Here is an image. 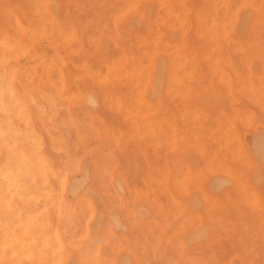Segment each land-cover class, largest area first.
Returning <instances> with one entry per match:
<instances>
[{
    "label": "bare ground",
    "instance_id": "6f19581e",
    "mask_svg": "<svg viewBox=\"0 0 264 264\" xmlns=\"http://www.w3.org/2000/svg\"><path fill=\"white\" fill-rule=\"evenodd\" d=\"M96 1L53 54L0 10V264H264V0Z\"/></svg>",
    "mask_w": 264,
    "mask_h": 264
},
{
    "label": "rangeland",
    "instance_id": "374dc122",
    "mask_svg": "<svg viewBox=\"0 0 264 264\" xmlns=\"http://www.w3.org/2000/svg\"><path fill=\"white\" fill-rule=\"evenodd\" d=\"M22 1V0H21ZM21 1L20 0H11V2L9 3V0H0V10H4L5 9V11H7V12H9V19H10V21H11V23H12V25L13 26H17V27H19V25H21L22 27H23V30L24 29H28V28H31V29H33V28H36L37 29V32H36V37H37V41H36V45H35V49H38V50H40V49H42L43 48V51L45 52V53H48V54H53V50H54V45H52V46H49V39L51 40L52 38H54V36H55V31H57L59 28L60 29H62V31L65 33H68V31H67V25H68V23H66V25H65V27L63 26V24H65L64 22L66 21L65 19H67L68 18V22L70 23L71 21L69 20V19H71L72 20V24L73 23H75V19L74 18H76L77 17V15H76V17H74L71 13V10H73L72 8H74L75 6H77V7H80V8H75L76 10H78V9H80V10H83L82 12H80L79 14H78V16H79V18H77L78 19V21H76V23L75 24H78V22H79V24H82L87 30L90 28L89 27V25H91V24H93V26H94V24H95V26L94 27H96L97 25V22H103V21H101V20H103L102 18V16H100L99 14H96V13H101V12H99V9H97L98 11L97 12H95V13H93V8H89L88 9V7H90L92 4H96V3H98L96 0H93V1H95V2H93L92 3V1L91 0H82L83 2H81V0H78V1H76V0H73V3H75V4H73L72 3V1L70 0H68V2H69V4H73V6H72V8H70V5L69 4H67V3H65L66 4V6H65V4H64V6L66 7V9H65V7L63 6V4H62V7H64V9L66 10V14L64 13L65 11L63 10V8H61L60 6H61V1L62 0H59L60 1V3H59V1H58V3L60 4L59 5V7L57 6L58 4L56 3V8H57V11L59 12L57 15L59 16V17H63L62 18V20H58V21H54V19L57 17V15H55L54 14V12L53 13H51V17L49 18V11H50V8L48 7V5H49V2H50V0H25V1H22V3H26V1L28 2V1H30V2H32L36 7H35V11H31V14H32V16H33V22H30V23H28V22H26L25 20H23L22 18H20V12L18 13V11H19V6H22L23 4L21 3ZM64 1V0H63ZM91 1V4H90V6H85L84 5V3H86L87 2V4L89 5V2ZM114 1V0H113ZM77 2H80V3H82V5L80 4H78ZM78 5H77V4ZM9 4V5H8ZM51 5L52 4H54L53 2H51L50 3ZM86 4V5H87ZM26 5H29V3H27ZM50 5V6H51ZM83 5L85 6V7H87L86 9H88L89 10V12H87V13H89V15L86 13V10L84 11V9H82L83 8ZM30 6V5H29ZM98 6H99V3H98ZM101 6V5H100ZM9 7V8H8ZM92 7H94L93 5H92ZM95 7H97V5L95 6ZM53 8H54V10H55V5L53 6ZM61 8V9H60ZM13 9V10H12ZM51 9H52V7H51ZM91 9V10H90ZM18 10V11H17ZM64 11L63 13H62V11ZM71 12L69 15H68V13H69V11ZM87 10V11H88ZM95 11H96V9H94ZM74 12V11H73ZM76 12V11H75ZM74 12V13H75ZM85 14H84V13ZM83 13V14H82ZM28 13L26 12V15H27ZM91 14V15H90ZM94 14H96V16H93ZM2 16H3V21L5 22V15H3V14H1ZM29 15V14H28ZM68 17H67V16ZM70 15H72V16H70ZM98 15V16H97ZM64 16H66V18L64 17ZM70 16V17H69ZM89 16H91V18H93V20H90V17ZM73 19H72V18ZM85 17V19H83ZM95 17H97L95 20H94V18ZM99 17H101V18H99ZM80 18H82L81 20H80ZM86 18H89V19H86ZM99 18V19H98ZM60 19V18H59ZM76 19V20H77ZM81 22H80V21ZM98 20V21H97ZM74 21V22H73ZM39 24H38V23ZM86 22H87V24H86ZM91 23V24H90ZM62 24V25H61ZM74 24V25H75ZM78 24V25H79ZM28 25H31V26H28ZM58 25V26H57ZM78 25H76L75 27H77ZM88 25V27H86ZM93 27V28H94ZM3 28V27H2ZM91 28H92V25H91ZM92 28V31L93 32H95L94 31V29ZM49 30V31H48ZM77 30H78V32L81 30V33H83V32H87V35H93L94 33H92V32H89V34H88V31L89 30H91V29H89L88 31L86 30H82V28H81V26L79 25L78 26V28H77ZM96 30V29H95ZM83 31V32H82ZM14 32V31H13ZM80 33V34H81ZM15 34V32L13 33V35ZM79 34V33H78ZM79 34V35H80ZM45 38H47V39H45ZM39 39V40H38ZM41 40V42H38V41H40ZM39 43V44H38ZM47 49V50H46ZM48 50H50L51 52L49 53V52H47ZM42 51V52H43ZM64 55H66L65 53H63V57H64ZM65 59H67V58H65ZM72 59V58H71ZM73 59H76L75 57L73 58ZM29 61L30 62H32L31 64H29ZM27 66H26V69H25V74L23 75V77H22V74H21V71H20V69H19V66L18 65H9V66H11L12 67V69H11V71H12V73H13V75H14V72H15V78H16V81H17V83L25 90V93L28 95V96H30L32 99H34L35 101H37V99H39L40 97H42V92H44V91H46L47 89H48V91H49V93H51V94H54V91H55V89H56V85L55 84H57V81H56V77L54 78L53 76H54V72H51L50 73V75H48L44 70H39V68H36V67H38L39 66V64H40V62L38 61V60H32V59H30V60H27ZM6 66V65H5ZM202 70H204V68L202 69ZM38 71H40V73L38 72ZM52 76V77H51ZM24 79H26L24 82H23V80ZM42 80V84H41V81ZM33 82V83H32ZM34 82H35V84H34ZM45 82L48 84H45ZM40 83V84H39ZM46 85V86H45ZM42 86V87H41ZM46 87V88H45ZM29 106H31V104H29ZM226 109V111H227V113L228 114H231L232 113V111H230V109H228V107H226L225 108ZM35 114H37L38 116H40V117H43L44 119H46L47 121H49V118H50V112H49V109H47L46 111H39V112H37V109L36 108H32L31 109ZM56 111V112H55ZM51 112H53L54 114L53 115H57V117L58 118H60V119H63V118H65V117H67L68 116V114L70 113V111H69V109H68V106H67V104L65 103V102H59V103H57L56 105H55V107H54V109L51 111ZM212 116V115H211ZM47 117V118H46ZM211 117H208V119H205V122H206V120H207V124L208 123H212V120H213V117L210 119ZM189 120V119H188ZM215 120V119H214ZM211 125V124H210ZM252 128H253V131L256 133V134H261V133H264V126H263V124L261 123V122H257V123H255L254 125H252ZM263 129V130H262ZM49 130L51 131V132H54V128L52 127V126H50L49 127ZM259 132V133H258ZM191 136H194V135H191ZM124 148H128L129 149V146L127 147V145H126V147H124ZM131 150H133L134 149V147L133 146H131ZM129 151V150H128ZM149 153H151V152H149ZM263 163V164H262ZM262 165V166H261ZM259 169L261 170V171H264L263 169H264V162H260L259 163ZM262 183H264V181H260L259 183H258V186L261 188L262 186H263V184ZM261 184V185H260ZM258 215H256V217H257ZM225 246H226V244L224 243V245H223V247L225 248ZM227 247V246H226ZM229 247V246H228ZM228 247L227 248H225V250H226V252H225V250H220V249H218L217 250V252H219V256L220 255H224V257H225V255H226V257H227V255H228V253L227 252H229V251H227V249H228ZM259 247H260V245H259ZM264 245H262V249L264 250ZM221 248V247H220ZM222 249V248H221ZM225 252V253H224ZM221 257V256H220ZM221 259H222V257H221Z\"/></svg>",
    "mask_w": 264,
    "mask_h": 264
}]
</instances>
